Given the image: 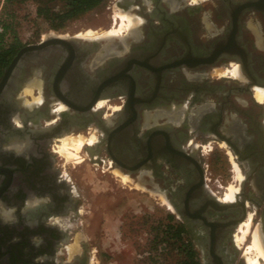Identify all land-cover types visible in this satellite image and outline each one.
Listing matches in <instances>:
<instances>
[{
    "label": "flooded vegetation",
    "instance_id": "af4514ba",
    "mask_svg": "<svg viewBox=\"0 0 264 264\" xmlns=\"http://www.w3.org/2000/svg\"><path fill=\"white\" fill-rule=\"evenodd\" d=\"M116 3L140 21L51 34L64 41L26 51L0 88V264H86L120 194L110 179L161 197L199 264H247L245 224L241 244L264 241V0ZM204 148L224 149V172Z\"/></svg>",
    "mask_w": 264,
    "mask_h": 264
},
{
    "label": "rangeland",
    "instance_id": "374dc122",
    "mask_svg": "<svg viewBox=\"0 0 264 264\" xmlns=\"http://www.w3.org/2000/svg\"><path fill=\"white\" fill-rule=\"evenodd\" d=\"M35 9L36 5L31 0L13 3H5L4 0H0V27L2 29L0 32L6 29L3 37L5 46L16 41L23 46L26 43L39 41L47 34L80 35L84 31L106 29L113 30L116 34L118 31L128 29L126 28L127 20L124 19L126 21L121 22L119 18L120 14H127L128 11L121 12L117 7L116 0H104L94 9L68 21L59 29L50 28L44 19L36 16ZM128 14L130 15V13ZM132 19V27L140 21L133 17ZM76 151L69 148L72 156L70 158L65 156L66 167L80 166V163L74 162L79 160L76 157L78 154ZM214 151L212 153V149L204 148L201 151V157L206 163L211 164L212 170L216 173L224 172L225 161L222 157L224 149L216 148ZM62 154L64 155V153ZM109 182L116 188L115 192L117 189L120 190V194L117 196L115 193V199L111 201V207L114 210L103 216L104 235L102 240L97 241L94 238L90 244H87L90 254L86 264H183L185 255L180 245H182L181 241L188 240V237L184 233L180 239L173 236L175 226H172L166 217L167 212L161 205V197L156 195L148 197L140 189L133 197L129 193L128 182L125 180L110 179ZM232 183L230 182L229 188L236 187ZM106 186V183L99 186L100 194L104 195L108 192ZM119 202L121 205L118 207ZM245 235L246 233L242 239ZM242 241L238 240L236 243L246 246L244 257L247 263V259L255 257L256 253L251 247L252 241L241 244ZM78 247L77 244H68L65 249L61 247L58 251L66 250L71 253ZM257 260L258 264H264L263 258L258 256Z\"/></svg>",
    "mask_w": 264,
    "mask_h": 264
},
{
    "label": "trees",
    "instance_id": "16d2710c",
    "mask_svg": "<svg viewBox=\"0 0 264 264\" xmlns=\"http://www.w3.org/2000/svg\"><path fill=\"white\" fill-rule=\"evenodd\" d=\"M15 1L23 0H4L5 3H13ZM35 5V13L37 17L44 19L48 26L52 29H59L64 26L68 21L94 9L100 5L104 0H31ZM4 29L0 32V74L3 69L8 65L18 49L22 45L16 41L11 42L9 45L3 44V37L5 35ZM173 226V225H172ZM185 231L179 227H174L173 236L177 239L181 238ZM181 248L185 255L183 264H199L194 258L193 249L190 243L186 240L181 241Z\"/></svg>",
    "mask_w": 264,
    "mask_h": 264
},
{
    "label": "bare ground",
    "instance_id": "6f19581e",
    "mask_svg": "<svg viewBox=\"0 0 264 264\" xmlns=\"http://www.w3.org/2000/svg\"><path fill=\"white\" fill-rule=\"evenodd\" d=\"M125 12H127V11H125ZM129 13V12H128ZM120 14L119 15V18H120V20H121V22L123 21H126L127 20V24H126V28H129V27H132V16L131 15H129V14ZM124 19H126V20H124ZM120 22V21H119ZM123 24V23H122ZM121 24V25H122ZM120 25V26H121ZM131 25V26H130ZM125 26V25H124ZM117 32V31H116ZM87 33H92V32H90V31H88ZM105 33V32H104ZM102 34V36L103 35H108V36H110V35H113V34H115V31H113V30H109L108 32H106L105 34ZM97 35H99V34H97ZM100 35H101V33H100ZM99 35V36H100ZM110 39V38H109ZM233 73H235V74H237L238 73V70H237V67H234V70H233ZM254 89H255V91H256V96L258 97V99H264V88L263 87H258V86H255L254 87ZM61 106V105H60ZM81 144H82V139L80 138V137H76V138H73V137H67V138H64L63 140H62V144H61V151H62V153H64V156H66V157H68V158H70L71 156H72V154H70V152H69V148H72V149H74L75 151L76 150H78L80 147H81ZM240 177V176H239ZM235 190H236V188H233V187H230L229 188V193L227 194V197H226V199H231L232 197H233V194H234V192H235ZM247 228H248V224L246 223L245 224V229L244 230H242V233H241V236L240 237H238L237 239H236V241H240V240H243L242 238H243V236H244V234L247 232ZM252 242H251V247L253 248V251L256 253V255H254L255 257H253V258H248L247 259V263L248 264H258V260H257V257L259 256V257H261V258H263V260H264V241L261 239V236H260V234L258 233V231H255V233L253 234V238H252V240H251ZM251 248V249H252ZM248 249V248H247ZM250 249V248H249ZM248 249V250H249ZM257 256V257H256Z\"/></svg>",
    "mask_w": 264,
    "mask_h": 264
},
{
    "label": "water",
    "instance_id": "95a60500",
    "mask_svg": "<svg viewBox=\"0 0 264 264\" xmlns=\"http://www.w3.org/2000/svg\"><path fill=\"white\" fill-rule=\"evenodd\" d=\"M64 41L62 38H56L52 37L51 34H47L44 38H42L38 43L29 44L26 45L18 50V52L15 54V56L11 59L9 65L4 70L3 74L0 76V88L4 85L6 80L10 77L14 70V66L17 63H20L22 61V57L24 53L28 50H31L32 52H36L42 48H44L47 44L51 42H62Z\"/></svg>",
    "mask_w": 264,
    "mask_h": 264
},
{
    "label": "built area",
    "instance_id": "2783aa9c",
    "mask_svg": "<svg viewBox=\"0 0 264 264\" xmlns=\"http://www.w3.org/2000/svg\"><path fill=\"white\" fill-rule=\"evenodd\" d=\"M2 29H1V27H0V31H1Z\"/></svg>",
    "mask_w": 264,
    "mask_h": 264
}]
</instances>
